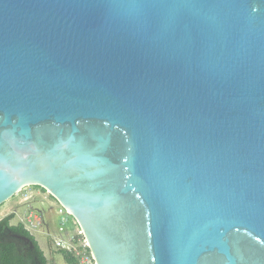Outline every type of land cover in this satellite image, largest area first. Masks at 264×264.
<instances>
[{
	"label": "water",
	"instance_id": "1",
	"mask_svg": "<svg viewBox=\"0 0 264 264\" xmlns=\"http://www.w3.org/2000/svg\"><path fill=\"white\" fill-rule=\"evenodd\" d=\"M28 186L96 264H264V0H0V205Z\"/></svg>",
	"mask_w": 264,
	"mask_h": 264
},
{
	"label": "rangeland",
	"instance_id": "2",
	"mask_svg": "<svg viewBox=\"0 0 264 264\" xmlns=\"http://www.w3.org/2000/svg\"><path fill=\"white\" fill-rule=\"evenodd\" d=\"M59 205L60 203L49 191L37 186H28L0 205V220L13 213L14 217L11 223L18 224L20 221H24L34 224V226H30L32 229L30 232L38 240L48 263L69 264L58 243L53 240L51 235L42 232L46 231L53 235L59 234V221L65 216L58 215ZM67 220L64 234L65 237L69 238L77 230V222L72 215L69 218L67 217ZM37 228L40 230H37ZM88 252L90 253L91 251ZM78 258L80 260V256ZM94 261L92 263L83 262L82 264H95L96 262L94 263Z\"/></svg>",
	"mask_w": 264,
	"mask_h": 264
},
{
	"label": "trees",
	"instance_id": "3",
	"mask_svg": "<svg viewBox=\"0 0 264 264\" xmlns=\"http://www.w3.org/2000/svg\"><path fill=\"white\" fill-rule=\"evenodd\" d=\"M37 187H40L46 191V189L41 186H37ZM13 217L14 214L11 213L3 218V220L0 223V228H4V231H0V232L14 231L29 236L35 244L36 254H39L43 262L46 264L48 262L47 257L43 249L41 248L38 240L34 237V235L31 234L30 230H28L22 222H19L18 224H14V225L11 224V220L13 219ZM87 250L90 251V248H87ZM22 252L23 250L20 248V246L17 243L10 241L7 237L2 238L0 233V264L25 263L26 259H24ZM61 252H63L65 259L69 264H80L79 258L75 256L74 252L65 249H61Z\"/></svg>",
	"mask_w": 264,
	"mask_h": 264
},
{
	"label": "built area",
	"instance_id": "4",
	"mask_svg": "<svg viewBox=\"0 0 264 264\" xmlns=\"http://www.w3.org/2000/svg\"><path fill=\"white\" fill-rule=\"evenodd\" d=\"M59 206H60V210H58V215H65L64 217H62V220L59 221V227H58L59 234L53 235L49 232L42 231V230L41 231L48 234V235H51L53 240L58 243V246L61 249H65V250L74 252V254H76V257L80 256L79 261L81 264L83 262L84 263H87V262L92 263L94 261L93 255L91 254V252L89 253L87 250V248H89L87 239H86V237L82 231V228L80 227V225L78 224L77 221H76L77 222V230L75 231V233L72 236H70L69 238L65 237L64 231H66L65 226L67 225V221H68L67 217L69 218L70 215H72V214L70 211H68L62 205H59ZM20 222H22L25 225V227L30 231L32 230L30 226H34V224H31L30 222L29 223L28 222L26 223L24 221H20ZM37 230H40V229L37 228ZM94 263H95V261H94Z\"/></svg>",
	"mask_w": 264,
	"mask_h": 264
},
{
	"label": "flooded vegetation",
	"instance_id": "5",
	"mask_svg": "<svg viewBox=\"0 0 264 264\" xmlns=\"http://www.w3.org/2000/svg\"><path fill=\"white\" fill-rule=\"evenodd\" d=\"M2 220L3 218L0 220V223ZM0 231H4V228H0ZM0 233L2 238L7 237L10 241L17 243L23 250L22 255L24 256V259H26V262L23 264H45L40 255L36 254L35 244L29 236L14 231ZM46 264L49 263L47 262Z\"/></svg>",
	"mask_w": 264,
	"mask_h": 264
}]
</instances>
